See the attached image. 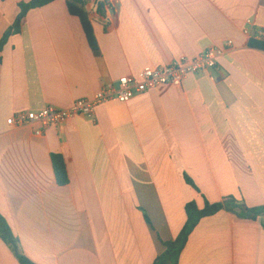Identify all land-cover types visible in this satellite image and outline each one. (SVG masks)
Returning <instances> with one entry per match:
<instances>
[{"label":"crops","instance_id":"crops-1","mask_svg":"<svg viewBox=\"0 0 264 264\" xmlns=\"http://www.w3.org/2000/svg\"><path fill=\"white\" fill-rule=\"evenodd\" d=\"M28 1L0 0V39ZM84 2L96 53L66 0L27 13L0 51V215L20 252L34 264H152L183 227L186 203L264 206V50L249 45L264 42V0H114L102 11L101 0ZM228 41L218 70L99 105L93 120L41 137L6 124ZM263 220L202 219L178 264H264ZM0 264H19L1 239Z\"/></svg>","mask_w":264,"mask_h":264},{"label":"built area","instance_id":"built-area-1","mask_svg":"<svg viewBox=\"0 0 264 264\" xmlns=\"http://www.w3.org/2000/svg\"><path fill=\"white\" fill-rule=\"evenodd\" d=\"M114 0H101L104 9L110 8ZM249 25L250 21L245 22ZM248 35L249 30H244ZM263 34L260 33V37ZM232 46L226 42L224 47H210L193 58L181 57L160 67H144L137 75L120 77L116 85L105 84L92 98L76 100L69 108L59 109L47 106L37 112H19L7 119L10 128L37 126L33 135L41 137L44 130L57 128L77 117L93 120L97 106L117 101L127 103L134 96L144 94L159 86L180 87L189 76L205 71L218 70V60Z\"/></svg>","mask_w":264,"mask_h":264},{"label":"trees","instance_id":"trees-1","mask_svg":"<svg viewBox=\"0 0 264 264\" xmlns=\"http://www.w3.org/2000/svg\"><path fill=\"white\" fill-rule=\"evenodd\" d=\"M53 1L55 0H30L28 2L19 3V14L17 15L13 25L3 34L0 39V51L7 43L11 35L20 32L21 22L27 13L32 10L44 7ZM66 1L69 14L79 19L89 46L93 52L96 53L97 48L95 40L83 9L85 5L84 0ZM102 9H104L103 4H101L99 7L100 11H102ZM249 45L250 47L264 50V42L262 41L255 42L250 40ZM50 160L56 184L60 187L66 186L69 183V179L64 159L58 154H53L50 156ZM184 180L187 185L198 191L187 176L184 177ZM219 212H227L241 221H256L259 218L264 219V206L250 208L247 207L243 201H238L234 198H226L223 201L216 203L204 201V204L201 208H199L194 202L186 203L184 205L185 223L183 227L174 240L161 242L164 250L153 260L152 264H178L180 254L194 228L202 219L214 216ZM145 221L149 224V220L146 216ZM262 226L264 228V220L262 221ZM0 239L9 247L19 264H34L20 252L18 240L14 237L11 229L7 225V222L1 215Z\"/></svg>","mask_w":264,"mask_h":264}]
</instances>
